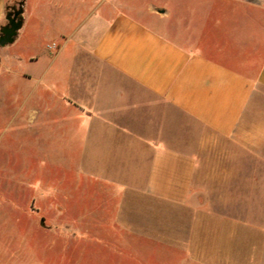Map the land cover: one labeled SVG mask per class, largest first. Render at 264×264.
<instances>
[{
	"label": "crops",
	"instance_id": "0c3cea01",
	"mask_svg": "<svg viewBox=\"0 0 264 264\" xmlns=\"http://www.w3.org/2000/svg\"><path fill=\"white\" fill-rule=\"evenodd\" d=\"M142 1L37 0L33 24L54 37L31 73V136L77 173L87 213L130 205L126 230L170 237L190 264H264V248L230 258L246 228L226 214L264 187V0ZM15 2L12 43L28 29L25 0H0V30ZM22 236L0 244V264H54L31 260ZM88 252L76 247L67 264H132L117 248Z\"/></svg>",
	"mask_w": 264,
	"mask_h": 264
},
{
	"label": "rangeland",
	"instance_id": "374dc122",
	"mask_svg": "<svg viewBox=\"0 0 264 264\" xmlns=\"http://www.w3.org/2000/svg\"><path fill=\"white\" fill-rule=\"evenodd\" d=\"M36 2L25 0L24 15L28 25L25 36L0 49V244L12 238L11 244L17 245V234L22 233L21 246L23 250L32 248L31 260L54 264L71 262L78 246L87 252L117 248V259L121 263L147 262L148 256H153L166 264H190L189 252L171 246L170 237L157 236L158 232L151 233V230L153 236L126 230L127 223L131 222L126 214L133 210L130 205L121 207L114 203L108 214L104 210L99 214L93 210L87 213L88 196L84 188L76 189L77 173L67 171L62 157L47 156L44 136L39 141L32 138L30 123L26 122L30 113L27 97L34 83L31 73L37 65L43 68L47 65L45 47L54 37L43 35L33 24L37 22L38 13L32 12ZM142 2L165 4L173 0ZM17 3L13 7L17 8ZM33 57L38 61H31ZM23 101L24 107L18 114ZM260 106L264 111V95ZM58 207H64L68 213L62 214ZM226 214L230 219H238L240 226L246 228L244 233L241 231L229 239L231 259L264 248L262 237L257 234L258 231L264 233V187L246 188L244 201L236 208L230 206ZM140 228L147 231L143 226ZM128 243L144 245L149 251L156 246L157 249L127 252Z\"/></svg>",
	"mask_w": 264,
	"mask_h": 264
},
{
	"label": "water",
	"instance_id": "95a60500",
	"mask_svg": "<svg viewBox=\"0 0 264 264\" xmlns=\"http://www.w3.org/2000/svg\"><path fill=\"white\" fill-rule=\"evenodd\" d=\"M21 3L17 8L11 7L6 13L7 24L0 30V47L11 44L16 36V32L21 27Z\"/></svg>",
	"mask_w": 264,
	"mask_h": 264
}]
</instances>
